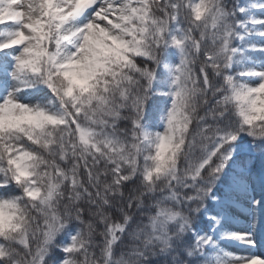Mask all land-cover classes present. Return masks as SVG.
<instances>
[{
    "label": "snow or ice",
    "instance_id": "1",
    "mask_svg": "<svg viewBox=\"0 0 264 264\" xmlns=\"http://www.w3.org/2000/svg\"><path fill=\"white\" fill-rule=\"evenodd\" d=\"M0 264H264V0H0Z\"/></svg>",
    "mask_w": 264,
    "mask_h": 264
},
{
    "label": "trees",
    "instance_id": "2",
    "mask_svg": "<svg viewBox=\"0 0 264 264\" xmlns=\"http://www.w3.org/2000/svg\"><path fill=\"white\" fill-rule=\"evenodd\" d=\"M258 163V162H257ZM58 255V254H57Z\"/></svg>",
    "mask_w": 264,
    "mask_h": 264
}]
</instances>
